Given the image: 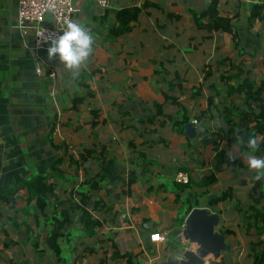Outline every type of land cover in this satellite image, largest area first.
<instances>
[{
  "label": "crops",
  "instance_id": "obj_1",
  "mask_svg": "<svg viewBox=\"0 0 264 264\" xmlns=\"http://www.w3.org/2000/svg\"><path fill=\"white\" fill-rule=\"evenodd\" d=\"M18 1L0 0V192L21 179L49 172L59 154L54 144H65L76 158L79 151L89 153L83 167L91 176L97 172L103 175L99 196L119 213L98 240L110 233L121 253L143 252L144 264H149L153 256L159 261L164 259L168 242L152 243L150 235L161 231L168 239L170 232L184 223L186 217L178 224L181 212L172 211L169 219L165 218L178 195L185 198L191 192L202 207L217 212V205L209 201L229 191L232 200L218 203L225 219L223 233L233 247L228 264H251L249 240L256 241L258 236L254 229L247 236L240 227L241 215L232 217L229 213L238 200L244 207L252 204L264 186L254 188L255 177L241 165L233 167L231 161L240 155V144L232 143L225 154L227 162L218 164L208 146L212 143L203 145L199 138L192 140L198 146L193 154L184 130L159 125L161 117L154 124L145 120L154 114L155 104L176 119L179 107L167 102L163 94L176 74L185 79V89L168 90V95L189 105L191 114L206 110L209 86L224 88L226 76L222 73L226 68L222 62L226 57L229 63L242 61L241 67L256 87H264V18H250L254 0H219L223 15L233 20L235 41L222 30L206 37L193 23L189 10L204 11L211 0H146L154 6L141 11L133 33L114 41L106 36L116 22L117 11L136 0H111L108 9L80 5L73 21L85 24L96 38L93 54L83 70L90 74L92 69H100L91 75L86 87L70 77L58 58L49 60L47 51H41V60L30 53L35 40L32 34H23L16 27ZM38 65L44 73L55 71V78L38 76ZM192 85H203L202 95L195 100ZM78 95L85 99L74 109L72 100ZM232 99L236 105L242 104L237 96ZM213 112L201 124L209 137L215 128L225 126L223 115ZM181 167L190 170L192 181L186 190L175 180ZM79 173L84 175V171ZM130 179L134 180L130 195L119 197L121 186H127ZM212 179L215 181L208 186ZM60 183L63 187L58 186L57 193L64 200V186L68 190L70 186L68 182ZM23 206L24 202L18 201L17 212H13L2 204L0 264H114L105 262L110 256L109 243L104 242V250L99 251L97 238L83 236L78 215L68 203L58 208L62 217L69 213L72 221L64 227L66 240L61 243L65 260L58 262L47 246L48 231L56 229L57 224L44 221L34 204L26 214ZM131 208L136 211L130 213ZM258 208L264 212V197ZM11 217L29 227L15 230ZM112 217L111 212L105 215L107 219ZM86 246H95L98 252L85 253L84 257ZM149 248L153 253H148Z\"/></svg>",
  "mask_w": 264,
  "mask_h": 264
},
{
  "label": "trees",
  "instance_id": "obj_2",
  "mask_svg": "<svg viewBox=\"0 0 264 264\" xmlns=\"http://www.w3.org/2000/svg\"><path fill=\"white\" fill-rule=\"evenodd\" d=\"M148 6H154L148 1H144L142 6H137L136 3L123 7L117 11L115 19V24L110 28L106 38L109 41H114L118 36L133 33L136 21L141 14V11L146 9ZM193 23L198 29L205 32L206 37H210L216 31H226L232 35L233 40H236V32H234L233 20L229 16L223 15L221 8L219 6V0H211L209 5L204 11L197 12L193 9L189 10ZM250 18L255 20L257 18H264V1L257 2L251 10ZM235 48L237 44L235 43ZM243 54L240 53L239 56ZM229 58L226 57L222 66L226 69L222 73L226 76L224 80V88L221 90L215 85H211L210 93L207 97V109L201 110L197 114H191V109L189 105L182 102L179 97L168 95V90L170 91H183L185 89V79L178 74L167 82V90L163 92L165 100L171 102L172 104L179 107L176 119L171 116L166 115L162 111V106L160 104H155V112L153 115H149L145 122L154 124L155 120L161 117V126L170 125L173 129L178 128L181 132L184 130V125L194 118L198 125H201L206 119H209L213 115L215 110L216 115H223L225 126L215 128L213 135L215 140H213L210 146V151L214 154V159L218 164L227 162L225 159L226 151L230 148L231 144L237 142V137H241L244 141L240 144V155L231 161L233 167H238L241 165L242 168L248 169L247 167V156L250 154V150L247 148V140L250 136H255L259 141V149L255 155L259 157H264V87H256L255 81L251 80L248 76V72L241 67V62L229 63ZM163 66V64L161 65ZM100 69H92L90 74L87 70H81L76 82L79 86L86 87L87 81L91 78V75L98 73ZM245 74V75H244ZM206 74L204 75V80H206ZM193 90L192 99H197L203 93V85H192ZM233 96H237L242 104L236 105ZM85 97L83 95H78L73 98V108L76 109L83 103ZM218 99V103L215 100ZM223 107V108H220ZM55 125L52 127L51 136L54 132ZM166 144L165 140H160ZM56 150L58 151V156L53 161L50 171L44 174H37L27 179H21L17 181L8 190L0 192V217L3 215L2 204H6L10 210L17 212L15 205L18 201H23L24 206L22 211L29 209L31 204H34V208L41 216V218L48 222L50 225L57 224V228L48 231L47 246L48 249L57 258L58 262H63L65 256H63V246L62 242L66 240L65 238V226H70L72 221L70 220L69 213L65 216H61V212L58 208L69 204V209L76 212L80 220V229L82 235L89 238L100 237V234H106L105 226L111 225L115 222V217L119 214L114 211L112 205H107L102 197L99 196L100 191L103 189L101 180L103 175L100 172L94 175H89V170L83 167L85 162L90 158V154L86 152L79 151V158H76L72 154L70 148L65 144H54ZM187 147L193 150V154L197 151L198 146L193 143L192 140L188 141ZM191 154V156H193ZM66 167H63L64 163H67ZM203 165H206L204 163ZM180 171L186 172L190 177V170L187 167L179 168ZM80 171H84V175L80 174ZM253 177L255 173L249 171ZM214 179V178H213ZM210 180L207 185L210 186L215 180ZM133 179H130L127 186H121L122 190L118 193L119 197H126L130 195L131 185ZM191 179L189 184H181L180 187L183 190L189 188L191 184ZM60 182H68L70 190L67 186H64V194L67 197L64 200L60 199V194L57 193L58 186ZM254 188L258 186H264L263 179L255 180L253 185ZM63 187V186H60ZM255 197L252 204L244 207L240 205L238 200L236 205L231 209L230 215L232 217L241 215L242 220L240 227L244 229L247 236H251L249 232L254 229L255 235L258 236L256 241L249 240V257L251 259V264H264V249L262 245L264 244V212H262L258 205L264 197V191L261 190ZM74 197L77 198L75 201ZM232 200V193L229 191L223 192L216 199H211L209 203L211 205H217V212L222 213V209L219 208L218 203L224 202L229 203ZM186 202V207L183 210V205ZM192 206L188 195L185 198L177 196L173 204L168 207L165 213L166 220L169 219L168 214L172 211L181 212V216L178 217V224L181 225L186 215L190 212ZM183 210V212H182ZM135 208L130 209V213H134ZM226 211V210H224ZM112 213L113 217L110 219L105 218V215ZM15 230L28 226L26 223H18L15 217L9 218ZM262 223V225H260ZM29 227V226H28ZM161 232V231H158ZM104 242L109 243L110 256L109 259L106 258L105 262H114V264H119L121 261L125 264H144L146 257L143 252L134 255L130 252L121 253L111 234L108 233L103 239L97 238V243H101V247L98 248L99 251H103L105 248ZM76 247H73L75 251ZM95 246H86L83 250V256L85 253L91 255L96 253ZM40 251V250H38ZM148 253H153V249L149 248Z\"/></svg>",
  "mask_w": 264,
  "mask_h": 264
},
{
  "label": "water",
  "instance_id": "obj_3",
  "mask_svg": "<svg viewBox=\"0 0 264 264\" xmlns=\"http://www.w3.org/2000/svg\"><path fill=\"white\" fill-rule=\"evenodd\" d=\"M184 135L189 140L199 138L203 145L213 142L206 129L194 121L184 125ZM188 198L192 206L190 212L182 226L170 232L164 259L153 264H228L233 247L223 233L225 219L218 212L202 207L200 199L194 198L193 193H188ZM189 243L195 244V248L190 249Z\"/></svg>",
  "mask_w": 264,
  "mask_h": 264
},
{
  "label": "built area",
  "instance_id": "obj_4",
  "mask_svg": "<svg viewBox=\"0 0 264 264\" xmlns=\"http://www.w3.org/2000/svg\"><path fill=\"white\" fill-rule=\"evenodd\" d=\"M143 0H136L137 6L141 7ZM96 6L101 9H108L111 0H19L16 27L23 34H32L35 44L30 53L41 60L43 55L41 51H47L48 43L44 42L45 38H54L62 35L61 29L67 20H73L74 15L78 12L80 5ZM253 4H257L253 1ZM41 33L44 34L41 37ZM38 76L46 77L53 80L56 76L55 71L44 73L40 65L35 69ZM194 123L197 121L194 120ZM213 140H215L212 134ZM175 180L179 184L187 185L190 182L189 176L185 172H177ZM167 234L163 232H154L150 235L152 243H166ZM190 249L195 248V244L187 245ZM157 257H152L149 264L159 261ZM209 264V263H206Z\"/></svg>",
  "mask_w": 264,
  "mask_h": 264
},
{
  "label": "clouds",
  "instance_id": "obj_5",
  "mask_svg": "<svg viewBox=\"0 0 264 264\" xmlns=\"http://www.w3.org/2000/svg\"><path fill=\"white\" fill-rule=\"evenodd\" d=\"M61 32L62 35L58 37L44 39V42L49 44L48 58L49 60L58 58L70 77L75 79L81 70L87 67L94 51L96 38L89 27L73 20L65 21ZM40 35L44 36L43 33ZM237 141L240 144L244 143L239 136ZM247 148L250 150V154L247 156V167L249 171L255 173V179L260 180L264 178V157L254 154L259 149V141L255 136L248 138Z\"/></svg>",
  "mask_w": 264,
  "mask_h": 264
}]
</instances>
